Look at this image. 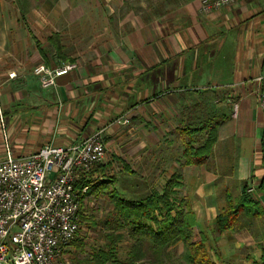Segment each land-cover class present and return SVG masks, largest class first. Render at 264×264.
Returning <instances> with one entry per match:
<instances>
[{"label": "crops", "instance_id": "obj_1", "mask_svg": "<svg viewBox=\"0 0 264 264\" xmlns=\"http://www.w3.org/2000/svg\"><path fill=\"white\" fill-rule=\"evenodd\" d=\"M136 11L128 31L101 52L102 63L80 65L52 88L40 87L26 57L14 55L0 65V160L8 150L25 157L45 146L80 143L95 132L104 135L106 151L132 132L146 148L160 130L164 139L181 140L180 129L218 123L205 162L175 168L178 191L207 236L214 262L257 263L264 229L255 224L261 220L264 228V214L252 222L242 215L240 228L224 232L216 231V218L228 200L240 201L245 186L264 211V115L258 102L264 0L209 13L198 0H139ZM103 64L100 74L96 68ZM11 72L17 78L9 79ZM118 117H127L129 125L113 123Z\"/></svg>", "mask_w": 264, "mask_h": 264}, {"label": "rangeland", "instance_id": "obj_2", "mask_svg": "<svg viewBox=\"0 0 264 264\" xmlns=\"http://www.w3.org/2000/svg\"><path fill=\"white\" fill-rule=\"evenodd\" d=\"M137 2L139 0H0V65H4L14 55L30 59L28 68L41 64L60 65L64 59L75 64L76 68L80 65L89 66L87 62L96 60L100 64L104 61L101 52L110 46V42L116 44L123 32L128 31L132 15L139 13L136 11ZM54 35L58 38L54 39ZM56 42L62 48L61 55ZM96 71L103 74L104 64L103 67L98 65ZM116 125L125 127L129 121L124 125ZM158 127L164 129L162 124ZM160 131L157 141L152 138V142H155L153 146L140 148L136 140L138 133L132 132L129 135L131 139L122 138V143H111L108 151L105 149L103 161L85 179L89 187L81 207L85 219L80 222V230L75 238L81 239L82 244L78 248L73 240L64 250L61 261L71 264L73 259L89 257L87 255L102 250L112 255L115 264H190L180 237L173 235L167 238L164 235L167 240L159 238L152 245L136 226L137 223L142 228L151 227L154 234H158L169 215L176 218L178 211L188 206L181 191H178L180 180L176 181L177 187L172 190L173 195L167 206L170 212L157 204L155 195L162 193L167 180L178 175L175 168L181 167L184 152L182 139H164ZM119 133L122 137L126 130ZM102 138L105 146L103 134ZM184 141L199 150L206 145V137L199 133L192 137L186 136ZM116 189L128 199L142 201L151 197L156 208L152 215L156 220L153 221L152 217L141 220L136 214L127 215L126 211L121 215L117 212L110 201ZM241 216L238 223L242 221ZM111 219L115 225H107ZM247 222L245 220L244 224ZM238 223L227 231L240 228ZM258 224L260 229H264L261 220L255 225L258 227ZM216 231L220 232L217 227ZM110 244H113V250L108 247ZM139 249V258L135 257L137 261L133 262L132 255ZM261 255L258 262L253 264H261ZM209 257L217 264L210 254Z\"/></svg>", "mask_w": 264, "mask_h": 264}, {"label": "built area", "instance_id": "obj_3", "mask_svg": "<svg viewBox=\"0 0 264 264\" xmlns=\"http://www.w3.org/2000/svg\"><path fill=\"white\" fill-rule=\"evenodd\" d=\"M203 13L242 0H198ZM76 70L73 63L44 64L32 69L42 89ZM16 72L8 74L17 78ZM259 107L264 115V73ZM115 123H128L125 117ZM105 157L102 132L80 143L45 146L31 155L15 157L7 151L0 160V264H66L63 252L80 230V197L88 191L77 184Z\"/></svg>", "mask_w": 264, "mask_h": 264}, {"label": "trees", "instance_id": "obj_4", "mask_svg": "<svg viewBox=\"0 0 264 264\" xmlns=\"http://www.w3.org/2000/svg\"><path fill=\"white\" fill-rule=\"evenodd\" d=\"M55 38L58 37L54 35V39ZM56 46L59 55H61L62 48L57 42ZM65 61L66 60L64 59V62ZM217 124L218 123H208L206 125L203 124L201 127L196 129L179 130V134L182 136V141L184 144V152L182 154L183 161L181 163V167L199 166L205 162L215 142V129ZM196 133H199L200 135H204V137H206V145H204V147H202L200 150L195 149V147H193L191 143H187L184 141L186 136L192 137ZM85 179H82L77 184L78 189H81L83 186L87 185V181ZM177 180H180L179 175L171 177V179L166 181L162 193L155 195V197L157 198V204H161V207L168 209L170 204L169 201L171 199V196L173 195L172 190L174 187H177ZM180 185L181 183L178 185V187ZM260 190L264 195V181ZM246 191L247 190L245 186L243 188V196L240 201L234 202L230 199L226 203L225 208L220 211L219 215L216 218V227L218 231L221 232L233 229V226L237 223L240 215H245L249 220H254L255 218L263 216L264 211L262 207H260L258 202L255 201L250 195H248ZM84 198L85 196L80 197L81 207ZM110 201L114 203L115 207L117 208V212H119L121 215H124L127 211V215L136 214L135 216L141 220H148L151 217L153 218V221L156 220L152 215L156 208H154V201L151 197L145 198L142 201H137L130 198L128 199L123 197L122 194L116 189V191H114V195L110 198ZM168 211L170 212L169 209ZM84 219L85 218L83 217V212L80 209L79 222L83 221ZM110 221L111 222H108L107 225H110L111 223H113L114 225L116 224L114 221H112V219ZM163 225L164 226L162 228V231L158 232V234H154L151 227L145 226L144 228H142L140 224L138 225L136 223V226L141 229V235L147 239L148 243L154 245L159 238L165 241L167 240V238H171L174 235L175 237H180L179 239H181L183 243L185 253L190 264H215L210 259L205 245L207 241L206 236L204 233L200 232L197 229L192 216V212L190 211V209H188V206H186L184 210L180 209L177 213L176 218H173L171 217V215H169ZM164 235H167L166 239H164ZM75 244L76 247L79 248V246H81L82 244L81 239L75 240L74 245ZM108 247L110 248V250H113V244H110ZM143 251L145 250L143 249ZM139 254L140 249L137 253L134 254V256L132 255L133 262L137 261L135 257L139 258ZM87 256L89 257L73 259L71 264H115L113 263L112 255L102 250H99L93 255L89 254ZM260 261L261 264H264V249Z\"/></svg>", "mask_w": 264, "mask_h": 264}]
</instances>
